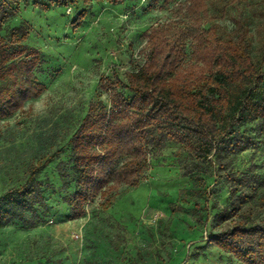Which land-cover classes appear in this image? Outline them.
<instances>
[{
	"label": "rangeland",
	"instance_id": "obj_1",
	"mask_svg": "<svg viewBox=\"0 0 264 264\" xmlns=\"http://www.w3.org/2000/svg\"><path fill=\"white\" fill-rule=\"evenodd\" d=\"M31 2L20 0L16 17L4 23L1 33L18 25L28 30L24 43L43 58L35 75L44 87L21 111L0 119V193L21 183L31 163L59 152L39 174L53 186L45 192L44 219L34 226L11 221L0 227V264H242L208 240L232 220L264 223L261 120L237 129L255 144L208 157L199 168L204 185L189 178L191 159L182 146L167 141L150 148L148 169L137 186H121L107 208L102 198H91L77 219L68 218L63 200L75 189L74 180L63 186L56 171L57 162L69 158L67 139L89 103L109 101L100 79L117 75L125 81V72L144 60V33L150 27L175 31L191 25L185 11L177 9L185 0L76 2L53 4L46 11ZM80 8L87 15L72 32L69 22ZM207 10L201 23L205 34L227 40L243 33L252 60L264 69V1L207 0ZM198 187L204 196L193 195ZM172 202L182 208L172 210ZM196 202L201 220L193 209ZM223 207L236 209L224 221L218 217Z\"/></svg>",
	"mask_w": 264,
	"mask_h": 264
},
{
	"label": "trees",
	"instance_id": "obj_2",
	"mask_svg": "<svg viewBox=\"0 0 264 264\" xmlns=\"http://www.w3.org/2000/svg\"><path fill=\"white\" fill-rule=\"evenodd\" d=\"M31 1L33 7L46 11L53 4L103 0ZM104 1L117 5L124 0ZM19 5L20 0H0V119L21 111L44 87L35 75L43 58L24 43L28 30L18 25L8 34L1 33L4 23L16 17ZM177 9L185 11L191 25L175 31L165 25L146 30L143 62L125 72L124 82L117 75L101 78L98 85L107 92L108 103L92 100L69 135V158L56 164L61 184L66 186L72 179L76 185L63 197L69 219L80 218L95 196L107 208L121 186H137L148 169L150 148H161L167 141L182 146L191 159L189 178L201 185L199 168L212 153H236L255 144L250 136L237 132L251 120L264 122V69L252 60L246 37L243 33L227 40L207 36L201 24L207 0H185ZM86 15L85 8L78 9L69 29L75 32ZM189 40L191 55L186 61ZM58 152L31 163L21 183L0 193V227L11 221L34 226L44 219L45 192L53 186L39 174ZM192 193L204 196L201 187ZM199 206L196 202L193 208L197 220L203 216ZM170 208L182 206L172 202ZM234 211L223 207L218 217L224 221ZM208 241L242 264H264V223L232 220Z\"/></svg>",
	"mask_w": 264,
	"mask_h": 264
}]
</instances>
